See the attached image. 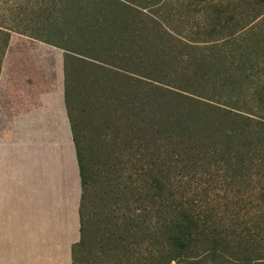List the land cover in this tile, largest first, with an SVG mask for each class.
<instances>
[{
    "label": "rangeland",
    "instance_id": "1",
    "mask_svg": "<svg viewBox=\"0 0 264 264\" xmlns=\"http://www.w3.org/2000/svg\"><path fill=\"white\" fill-rule=\"evenodd\" d=\"M66 1L0 0V27L11 30L13 40L31 41L36 39L30 36L34 35L62 41L69 48L64 55L68 109L89 179L85 217L91 240L80 249L79 257L87 264H130L141 253L150 251L144 245L130 252V235L124 231L120 232L124 239L109 238L113 209L130 203V189L129 199L117 202L108 186L116 182L110 177L120 171L130 175V171L170 169L177 174V196L190 199L197 207L217 208L213 219L229 223L237 218L236 214L240 220L257 218V194L264 183V145L243 140L255 137L224 136L229 126L225 116L215 111L222 106L192 93L219 97L224 92L219 87L221 78L216 77L222 72L216 65L220 64L214 58L216 52L206 42L205 64L198 60L190 63L182 53L191 48L179 38L185 41L186 35L205 45L202 42L209 37L205 32L210 29L212 11L220 9L223 19H231L230 26L241 31L220 40L219 49L232 52L230 62L245 70L243 76L249 73L262 77L264 0H161L157 5L154 0H141L150 6L128 2L132 9L114 7L105 18L109 2L95 0L80 15L70 11L63 23L61 4ZM94 26L97 28L92 31L101 33L81 36ZM126 28L127 34L121 35L127 40L117 42ZM165 29L181 35L176 36L178 40L172 39L163 35ZM49 46L65 54L64 49L51 44L46 48L53 49ZM252 63L254 66L246 71ZM245 85L252 86L247 81ZM243 92L249 108L255 111L256 123L264 125V102H254L250 88ZM175 110L182 112V118L176 114L166 117ZM151 115L157 120L152 121ZM180 139L189 141L182 144ZM190 139L201 140L202 145L195 149ZM219 139L235 140L229 144L235 145L233 156L238 158L232 165L210 148L208 154L203 151V145ZM133 251L137 255L130 257ZM187 261L191 260L184 263L189 264ZM230 261L237 263L232 257Z\"/></svg>",
    "mask_w": 264,
    "mask_h": 264
},
{
    "label": "trees",
    "instance_id": "2",
    "mask_svg": "<svg viewBox=\"0 0 264 264\" xmlns=\"http://www.w3.org/2000/svg\"><path fill=\"white\" fill-rule=\"evenodd\" d=\"M107 1L109 2L108 6L110 10L104 15V18L114 7L132 9L128 2L144 8L150 6L148 3L142 2L141 0ZM154 1V5L161 3V0ZM94 3L95 0H67L61 4L63 23L67 20L66 15L70 11L76 10L79 12L76 14L80 15L81 10L84 12L89 10V7ZM212 12L210 29L205 32L209 36L208 40H203L202 42L205 43V45H199L196 38L187 37L186 35H184L186 38L185 41L182 38H179V40L184 43L186 47L191 48L190 51L182 53L185 60L188 59L190 63L198 60L205 64L207 56L205 55L204 49L208 47L206 42L210 43V48L216 52L214 58L217 59L216 62L220 63L216 65H218L219 72H222L220 73L221 75L216 77L221 78V82H219L221 85H219V87L221 90L224 88V92H222L219 97L207 95L203 92H200L201 94L196 93V91L192 93L222 106L221 108H216L215 111L225 116V124L229 126L224 131V136L230 138H240L242 136L246 138L247 136L252 138L255 137L256 139L243 140L245 143L252 142L256 146H263L264 125L256 123L253 117L255 111L249 108V103L246 99L247 96L244 95L243 91L244 89L249 90L250 88L252 100L254 102H264V76L261 77L249 73L243 76L245 70L242 71L240 65L230 62L229 54H232V52L228 53L225 50L219 49L220 45H218V43L220 40L236 36L241 29L239 27L230 26L229 22H231V19H223L222 10L215 9ZM82 16L86 17V15ZM82 24L83 21L79 28L81 31L83 30V28L81 29V27H83ZM96 26H94V28L88 27L83 33L81 32V36L85 37L88 33H101L92 31L97 28ZM127 31V28L125 31H121L120 37L116 38L117 42L127 40L123 37L127 34ZM168 31L170 30H163V35L175 40L177 39V35H181L179 32ZM58 32H60V30ZM60 34L62 33L60 32ZM121 34L124 35L122 36ZM30 36L62 48L64 51L69 50V48L64 46L62 41H54L34 35ZM94 37L95 36H92L91 38L94 39ZM0 38L1 73L3 59L11 39V30L4 26L0 27ZM105 42L108 43L106 38ZM66 51L64 55H66ZM194 51L198 53L197 57L196 54L193 53ZM253 66L254 63H252L250 67L248 65L246 71L250 70ZM234 70H239L241 74H238V71L235 72ZM246 81L251 83L252 86L248 88V86L245 85ZM159 88L160 87H157V90ZM65 89L67 102L66 71ZM102 93L103 92H101V94ZM223 97H225V99H222ZM238 111H241V113H238ZM181 113V111L175 110L166 117L172 118V116L176 114L182 118V116H180ZM183 116L188 118L186 114H183ZM201 116L202 115H189L191 118H201ZM151 118L152 121L157 120L154 115H151ZM73 135L78 153L83 189L80 205L81 239L73 246V264H87L88 261H83L79 256L80 249L85 247L89 240H91L88 222L85 217V207L88 202L87 193L89 179L82 148L79 149L75 133H73ZM232 140L233 139H219V142H210L207 140V143H210L206 146L203 145V149H205L203 151L208 154L209 152L207 149L210 148L218 155V158H221L226 164L232 165V162L238 159L233 156L235 145L233 147L229 146ZM185 141H189V139H180V143L182 144ZM190 141L189 143L196 144L195 149L202 145L200 144L201 140L196 142V139H190ZM239 143H241V141ZM176 177L177 174L174 175L170 169H163L161 171L152 169L146 170V172L142 170L130 171V175H126L120 171V173H116V175L110 177L111 181L112 179L116 181L112 185H108L110 186L109 188L112 187L111 191L114 194V200L117 202L127 201L129 199L128 189H130V203L125 206H117L118 208L113 209V215L110 219L112 231L108 233L111 236L109 238L113 240V236H116V239H124L125 237L120 233L124 231L130 235V252L131 250H137L136 248L141 249L144 245H147V249H150L148 254L141 253V255L136 257L135 261H130V264H171L172 262H175V264H185L184 262L187 259L191 260L189 262L187 261L189 264H264V183L257 194V207L259 209L257 218H252L249 221L240 220L238 218L239 214H236L237 218L226 223L223 220L219 221L212 218L217 208L197 207L190 199L185 200L178 197ZM246 210L249 209L246 208ZM133 253L134 254L130 255V257L137 255L134 251ZM230 257L237 263L231 262Z\"/></svg>",
    "mask_w": 264,
    "mask_h": 264
},
{
    "label": "crops",
    "instance_id": "3",
    "mask_svg": "<svg viewBox=\"0 0 264 264\" xmlns=\"http://www.w3.org/2000/svg\"><path fill=\"white\" fill-rule=\"evenodd\" d=\"M37 40L10 39L0 73V264H73L81 239L64 53Z\"/></svg>",
    "mask_w": 264,
    "mask_h": 264
}]
</instances>
